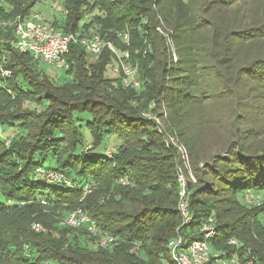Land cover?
Returning <instances> with one entry per match:
<instances>
[{"label":"trees","instance_id":"16d2710c","mask_svg":"<svg viewBox=\"0 0 264 264\" xmlns=\"http://www.w3.org/2000/svg\"><path fill=\"white\" fill-rule=\"evenodd\" d=\"M38 2L0 0V264H174L169 243L200 238L210 215L217 248L237 238L264 264V0H63L51 24L127 50L139 89L108 47L72 43L62 75L21 52L16 22ZM79 208L96 235L63 223Z\"/></svg>","mask_w":264,"mask_h":264},{"label":"built area","instance_id":"2783aa9c","mask_svg":"<svg viewBox=\"0 0 264 264\" xmlns=\"http://www.w3.org/2000/svg\"><path fill=\"white\" fill-rule=\"evenodd\" d=\"M16 34L18 39L14 45L21 52L31 53L35 59L46 62L54 66L58 71L64 72L70 68L67 60V54L70 51L72 43L82 44L86 50L96 59H98L105 47H108L118 58L116 63H111L110 68L115 74H121L122 82L125 87L132 86L141 88L142 82L137 78L138 66L129 62L130 54L127 50L120 51L112 42L105 41L99 34L78 35L75 33H66L54 25L42 20L41 14H32L29 18H19L16 22ZM125 43L129 42L128 33H120ZM183 151V149H181ZM184 158L188 155L184 152ZM50 173L54 174V172ZM49 178V177H48ZM54 179V175L50 176ZM194 180V177L192 176ZM69 183L70 180L66 179ZM181 184V201L179 209L186 222L191 220L189 213V203L187 201L186 178L180 173L178 178ZM56 181V180H55ZM59 181H64L59 178ZM246 202L260 205L263 203V196L253 191H247L245 194ZM264 219V211L262 216ZM63 223L70 227H86L92 234H97L99 226L97 221L90 214L82 209H76L65 218ZM39 229V225L34 226ZM201 237L189 242L186 237L178 236L170 243V250L174 264H253V260H245L240 254L241 243L237 238H231L228 244L232 246V251L217 248L212 240L217 235V227L213 215H210L203 222L199 229ZM114 242V237L104 235L99 239V245L109 247ZM245 252V251H244ZM250 253V251H246Z\"/></svg>","mask_w":264,"mask_h":264},{"label":"rangeland","instance_id":"374dc122","mask_svg":"<svg viewBox=\"0 0 264 264\" xmlns=\"http://www.w3.org/2000/svg\"><path fill=\"white\" fill-rule=\"evenodd\" d=\"M62 2H63V0H39V2L36 4V6L34 8L33 14H36V13L41 14L42 20L46 21L49 24H51V23L56 24V22L59 23L66 16V10H65ZM39 64L49 75H54V74L62 75L63 74V72L58 71L51 64H48V63L43 62V61H39ZM32 106L34 107L35 105H32ZM87 117H89V116H87ZM82 131L84 132L85 137L88 139L89 135L87 133L85 126L82 127ZM117 143L119 144L120 141L117 140ZM47 164H49V162H47ZM51 175H54V179H52V181L56 180V182H60L59 178L61 177V179L63 178V180H64V181H62L63 184H65L66 186H71V178L68 177L65 173L58 172V171L54 172V174H52L50 172L47 173V177L50 178ZM192 176L194 177V180L192 179ZM190 177H191V180L193 182H196V178H195V175L193 172L190 173ZM66 179L70 180V182L68 183ZM73 184H74V182H72V185ZM260 195H263V194L260 193Z\"/></svg>","mask_w":264,"mask_h":264}]
</instances>
